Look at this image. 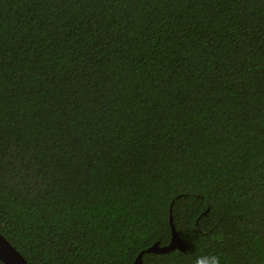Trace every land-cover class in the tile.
Masks as SVG:
<instances>
[{
  "label": "trees",
  "instance_id": "trees-1",
  "mask_svg": "<svg viewBox=\"0 0 264 264\" xmlns=\"http://www.w3.org/2000/svg\"><path fill=\"white\" fill-rule=\"evenodd\" d=\"M169 213L139 264H264V0H0V233L130 264Z\"/></svg>",
  "mask_w": 264,
  "mask_h": 264
},
{
  "label": "water",
  "instance_id": "water-1",
  "mask_svg": "<svg viewBox=\"0 0 264 264\" xmlns=\"http://www.w3.org/2000/svg\"><path fill=\"white\" fill-rule=\"evenodd\" d=\"M170 226L169 240L164 244H159L157 241L152 242L148 246L140 249L130 264H139L141 261V254L144 251L165 252L173 248H183V241L179 239L177 231L174 228L171 214L168 216ZM0 261L3 264H30L26 258L8 241L2 233H0Z\"/></svg>",
  "mask_w": 264,
  "mask_h": 264
},
{
  "label": "clouds",
  "instance_id": "clouds-1",
  "mask_svg": "<svg viewBox=\"0 0 264 264\" xmlns=\"http://www.w3.org/2000/svg\"><path fill=\"white\" fill-rule=\"evenodd\" d=\"M195 264H220L217 255H201L196 258Z\"/></svg>",
  "mask_w": 264,
  "mask_h": 264
}]
</instances>
